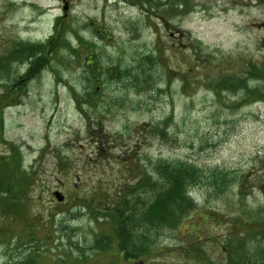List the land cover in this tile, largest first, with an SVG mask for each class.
I'll return each instance as SVG.
<instances>
[{
    "label": "rangeland",
    "instance_id": "obj_1",
    "mask_svg": "<svg viewBox=\"0 0 264 264\" xmlns=\"http://www.w3.org/2000/svg\"><path fill=\"white\" fill-rule=\"evenodd\" d=\"M146 3L0 0V264H135L116 240L145 264H256L264 0ZM166 163L210 182L188 187L180 224L131 223L121 240L110 216L145 201Z\"/></svg>",
    "mask_w": 264,
    "mask_h": 264
},
{
    "label": "trees",
    "instance_id": "obj_2",
    "mask_svg": "<svg viewBox=\"0 0 264 264\" xmlns=\"http://www.w3.org/2000/svg\"><path fill=\"white\" fill-rule=\"evenodd\" d=\"M141 1L147 2L146 4L150 5V3L154 0ZM168 1L170 0H166V2ZM174 1L177 0H172V2ZM58 34L51 36V38L48 40L47 46V43L39 46H30L29 51L38 52L37 55H40V51L51 48L56 44ZM37 58L31 62L28 75L39 72L38 67L43 57ZM196 172L197 170L195 168L182 163H166L156 165L153 168V175H149L150 181L148 184L152 186L149 188V190L152 189V191L151 194L145 198V201H143V199L139 200L136 203V208L135 206L132 208L129 207L128 209L127 207H122L123 211H120L118 216H110L112 220H116V234H118V238L123 241L128 238V236L124 235L129 234V224L131 223L138 224L142 228L146 227L143 230H148L147 228H157L156 230H158V228L163 226L180 224L181 220H184L185 216L189 214V211H191L194 206V201L192 200L191 195H189L188 187L194 184L205 182L204 180L201 181V179L197 177ZM210 175H212L213 179L215 180V184L218 186H220V184H228V181L225 179V177L227 178V176L230 175H226L219 170L212 171ZM154 177L156 180L153 181ZM210 179L211 178L206 179L205 183H209ZM3 199L4 198L2 196L0 199V205L2 206H4ZM118 225L120 228H118ZM121 235H123V237H121ZM129 239L131 242L132 239L130 234ZM128 247L130 246L127 245L122 247V249L125 250L128 255L126 256L127 258L142 256V252H137L134 256L128 254ZM255 251V254L251 255L253 258L251 256L250 257L255 259L256 264H264L263 247L255 249ZM244 257L245 253L236 254L234 257H232L231 261H237L235 264H247Z\"/></svg>",
    "mask_w": 264,
    "mask_h": 264
},
{
    "label": "flooded vegetation",
    "instance_id": "obj_3",
    "mask_svg": "<svg viewBox=\"0 0 264 264\" xmlns=\"http://www.w3.org/2000/svg\"><path fill=\"white\" fill-rule=\"evenodd\" d=\"M115 246H116V249H117V251L119 252L120 256H121L122 258H125V259H126V258H127L126 256H128V255H127L126 251L122 249L121 245L119 244V242H118L117 240H116ZM121 253H122L123 255H121ZM140 258H141V256H140V257H129V258H127L126 260H127L128 262L133 261L135 264H140V263H141V264H145V263H143V262L140 261Z\"/></svg>",
    "mask_w": 264,
    "mask_h": 264
},
{
    "label": "water",
    "instance_id": "obj_4",
    "mask_svg": "<svg viewBox=\"0 0 264 264\" xmlns=\"http://www.w3.org/2000/svg\"><path fill=\"white\" fill-rule=\"evenodd\" d=\"M54 197L60 202H62L65 199L64 195L60 191L54 192Z\"/></svg>",
    "mask_w": 264,
    "mask_h": 264
}]
</instances>
